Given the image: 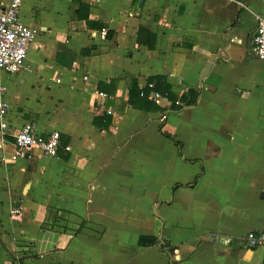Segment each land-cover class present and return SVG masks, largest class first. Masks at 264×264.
I'll use <instances>...</instances> for the list:
<instances>
[{
  "label": "crops",
  "instance_id": "obj_1",
  "mask_svg": "<svg viewBox=\"0 0 264 264\" xmlns=\"http://www.w3.org/2000/svg\"><path fill=\"white\" fill-rule=\"evenodd\" d=\"M256 17L264 0H22L38 34L0 71V264H264L237 244L264 231ZM25 123L59 132L56 157L11 160Z\"/></svg>",
  "mask_w": 264,
  "mask_h": 264
},
{
  "label": "built area",
  "instance_id": "obj_2",
  "mask_svg": "<svg viewBox=\"0 0 264 264\" xmlns=\"http://www.w3.org/2000/svg\"><path fill=\"white\" fill-rule=\"evenodd\" d=\"M22 0H9L3 3L0 0V71L11 74L17 72L23 65L27 51L35 41L38 30L34 27L25 25L19 21V14ZM241 5V4H240ZM106 30H101L99 38L104 40ZM253 52L259 60H264V19L256 17V28L252 37ZM84 80H87L85 77ZM148 88L153 90V84ZM5 88L0 80V133L8 129V114L10 106L4 100ZM93 96L97 103L98 110H104L108 115L112 110L106 107V103L111 99L106 93L94 91ZM141 97L150 101L157 102L162 98L158 92L149 94L141 91ZM165 116H161L159 122L162 123ZM60 134L52 131L46 135L38 133L35 126L31 123L23 124L14 135V152L11 160H27L31 158V152L37 150L47 157H56L60 148ZM65 151H70L69 146L63 147ZM10 214L14 217L20 215L19 209H12ZM229 243V240H226ZM242 248L264 249V231L259 233L249 232L243 238L237 240ZM178 261V260H175Z\"/></svg>",
  "mask_w": 264,
  "mask_h": 264
},
{
  "label": "trees",
  "instance_id": "obj_3",
  "mask_svg": "<svg viewBox=\"0 0 264 264\" xmlns=\"http://www.w3.org/2000/svg\"><path fill=\"white\" fill-rule=\"evenodd\" d=\"M150 83H152V84L154 83L153 88H155L156 91H159L160 93H162V95H167V96L170 95L168 87H165L162 89L158 88V84L156 83V80H154V79H152ZM136 93L138 96H140L141 91L137 90ZM183 97H186V96L184 95ZM183 97L181 98L182 100H184ZM191 102H194V101H191Z\"/></svg>",
  "mask_w": 264,
  "mask_h": 264
},
{
  "label": "water",
  "instance_id": "obj_4",
  "mask_svg": "<svg viewBox=\"0 0 264 264\" xmlns=\"http://www.w3.org/2000/svg\"><path fill=\"white\" fill-rule=\"evenodd\" d=\"M211 68V62L209 61V63L207 64V66L205 67L204 73L202 74L203 77L206 76V73L209 71V69ZM202 77V78H203Z\"/></svg>",
  "mask_w": 264,
  "mask_h": 264
}]
</instances>
